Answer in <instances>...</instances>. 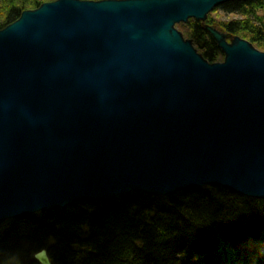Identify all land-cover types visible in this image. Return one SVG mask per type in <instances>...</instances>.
I'll use <instances>...</instances> for the list:
<instances>
[{"label": "water", "instance_id": "water-1", "mask_svg": "<svg viewBox=\"0 0 264 264\" xmlns=\"http://www.w3.org/2000/svg\"><path fill=\"white\" fill-rule=\"evenodd\" d=\"M230 1L55 0L1 29L0 221L204 186L264 200V52L205 25L210 64L175 28Z\"/></svg>", "mask_w": 264, "mask_h": 264}, {"label": "trees", "instance_id": "trees-1", "mask_svg": "<svg viewBox=\"0 0 264 264\" xmlns=\"http://www.w3.org/2000/svg\"><path fill=\"white\" fill-rule=\"evenodd\" d=\"M49 1L0 0V30ZM207 23L264 52V0L226 2ZM181 30L208 63L223 60L203 23L189 20ZM42 249L51 264H264V200L204 186L0 221V264H39Z\"/></svg>", "mask_w": 264, "mask_h": 264}, {"label": "rangeland", "instance_id": "rangeland-1", "mask_svg": "<svg viewBox=\"0 0 264 264\" xmlns=\"http://www.w3.org/2000/svg\"><path fill=\"white\" fill-rule=\"evenodd\" d=\"M52 1H55V0H52ZM52 1H49V2H52ZM216 9V8H215ZM215 9H213L208 15H207V19L204 21V22H201V23H203L204 24V26L205 25H209L207 22H208V16L215 10ZM214 17L215 18H218V19H220V20H231V19H233V17L232 16H229V17H225V16H223V15H221L220 13H218L217 15H214ZM190 20H192V19H190ZM189 21V20H188ZM195 21V20H194ZM182 25H185V24H182V23H180L179 25L177 24V25H175V28L182 34V30H181V27H182ZM209 26H212V25H209ZM213 27H215V26H213ZM216 28V27H215ZM217 30H219L218 28H216ZM219 31H221V30H219ZM222 32V31H221ZM222 33H224V32H222ZM225 34V33H224ZM227 35V34H226ZM182 36H183V34H182ZM227 36H229V35H227ZM230 37V36H229ZM183 38H184V36H183ZM185 39V38H184ZM188 40V39H187ZM220 62H222V61H220ZM40 213V212H39Z\"/></svg>", "mask_w": 264, "mask_h": 264}, {"label": "bare ground", "instance_id": "bare-ground-1", "mask_svg": "<svg viewBox=\"0 0 264 264\" xmlns=\"http://www.w3.org/2000/svg\"><path fill=\"white\" fill-rule=\"evenodd\" d=\"M42 250H45V249H42ZM40 251H41V250H40ZM45 251H46V253H47V250H45ZM37 253H38V252H37ZM35 254H36V253H35ZM35 254H34V255H35ZM47 255H48V254H47ZM49 260H50V259H49ZM50 263H51V262H50Z\"/></svg>", "mask_w": 264, "mask_h": 264}]
</instances>
